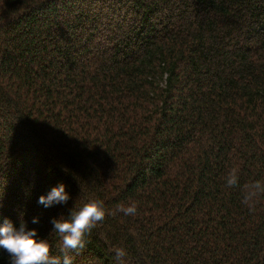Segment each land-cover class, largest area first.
I'll return each instance as SVG.
<instances>
[{"label": "trees", "instance_id": "obj_1", "mask_svg": "<svg viewBox=\"0 0 264 264\" xmlns=\"http://www.w3.org/2000/svg\"><path fill=\"white\" fill-rule=\"evenodd\" d=\"M256 181L264 0H0V223L62 261L51 221L98 200L72 264H264Z\"/></svg>", "mask_w": 264, "mask_h": 264}, {"label": "clouds", "instance_id": "obj_2", "mask_svg": "<svg viewBox=\"0 0 264 264\" xmlns=\"http://www.w3.org/2000/svg\"><path fill=\"white\" fill-rule=\"evenodd\" d=\"M238 181L236 170L233 169L227 177V186L236 187ZM261 193H264V184L260 181L244 185L242 203L250 205ZM69 198L65 185L61 183L53 187L46 196H40L38 203L48 208L57 204H66ZM117 210L125 215H135L137 207L135 204L128 207L118 205ZM250 211H254V208H250ZM104 217L103 201L92 200L85 203L79 210H71L67 219L60 217L51 221L54 232L62 238V261L59 257L50 255V245L46 240L37 242L35 230L27 231L23 223L17 230L8 219L0 223V249L9 254V264H72L69 252L83 249L85 235L90 233L98 222H102ZM32 223H39V218H33ZM125 256L124 249H116L115 259L120 264H123Z\"/></svg>", "mask_w": 264, "mask_h": 264}]
</instances>
